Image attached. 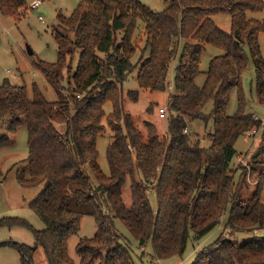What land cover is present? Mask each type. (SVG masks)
<instances>
[{
  "label": "trees",
  "instance_id": "16d2710c",
  "mask_svg": "<svg viewBox=\"0 0 264 264\" xmlns=\"http://www.w3.org/2000/svg\"><path fill=\"white\" fill-rule=\"evenodd\" d=\"M24 8L28 0H0L3 14L18 17ZM250 11H264V0H169L161 11L140 0H80L71 14L60 11L53 29L57 60L36 61L60 98L48 100L36 83L32 98L26 85L9 79L0 85V127L15 133L24 121L27 124L29 170H19L16 176L24 187H40L28 204L45 225L37 229L26 218L1 217L0 228H30L35 244L11 239L0 240V246L17 249L22 264H32L38 247L49 264H76L69 238L80 230L83 216L92 215L97 230L79 239V264H135L131 241L116 228V219L139 248L151 241L158 259L183 255L191 237L199 240L223 219L234 233L264 229V173L246 200L247 173L242 171L236 181L239 167L233 164L237 140L254 127L262 130L254 158L264 164V126L250 112L243 86L251 58L256 94L264 102L259 39L264 18L251 17ZM225 12L231 15L230 30L214 18ZM140 20L143 48L137 33ZM208 45L224 53L210 60L206 80L199 85ZM172 66L174 91L168 99L166 133L147 122L144 135L124 108V83L139 67L136 79L142 89L166 90ZM66 85L67 96L62 94ZM234 90L238 108L229 114ZM129 93L134 99L139 96V90ZM196 120L205 126L213 122L209 147L185 131ZM57 123H66V130ZM108 127L113 137L107 146L109 175L98 162L97 144ZM10 143L7 136L0 137V148ZM3 175L0 167V178ZM128 179L130 205L123 197ZM149 184L155 185L156 206ZM193 264H264V238L241 243L222 234L198 251Z\"/></svg>",
  "mask_w": 264,
  "mask_h": 264
},
{
  "label": "rangeland",
  "instance_id": "374dc122",
  "mask_svg": "<svg viewBox=\"0 0 264 264\" xmlns=\"http://www.w3.org/2000/svg\"><path fill=\"white\" fill-rule=\"evenodd\" d=\"M28 0V8L22 9L18 17L6 15L0 12V85L5 79H9L15 85H26L28 88V95L33 97L34 83L42 90L48 100L55 101L60 98L59 91L50 82L45 73L36 66L38 59L47 61H56L58 57V45L54 37L53 29L58 25L57 15L60 11L65 14H71L77 7L80 0H42V4L37 8H31V2ZM156 11L163 10L168 4L169 0H140ZM28 11L26 16L23 13ZM251 17L259 19L264 18V11L248 12ZM215 20L222 28L230 30L231 15L228 12L219 13L215 15ZM144 23L139 22L137 30L138 36L142 37V48L145 44V37L143 34ZM260 44L264 54V33H261ZM28 45L33 49V53L28 51ZM224 51L214 45H208L207 49L202 54L200 68L202 73L197 78V83L203 85L206 80V72L209 68L210 60ZM141 56L140 50L134 56L133 61L136 63ZM79 55H76L74 61V70H76ZM176 64V62H175ZM138 68L134 69L128 80L124 83V108L128 112L134 124L142 130L144 135L147 134V122L152 123L157 131L161 134L166 133L169 121V110L166 118H161L159 109L162 106H168V99L171 92L174 91V66L171 67L168 81L170 84L168 88L163 91H152L142 89L136 79ZM68 84V83H67ZM243 86L246 93V99L249 101V110L253 115L261 120V125L264 126V102H260L256 94V71L252 59H249V67L247 73L243 76ZM253 88V89H252ZM131 90H139L137 99L133 98L129 92ZM69 89L66 85L62 89V94L69 95ZM238 108L237 93L234 90L231 95V102L228 108L229 114H234ZM109 112L110 106L106 107ZM56 126L61 130H66V123H57ZM188 133L193 132L194 137L199 141L202 147H209L212 140L207 134L213 131V122L210 121L207 126L201 121H192ZM252 130H257L253 136L249 135V131L243 134L236 142L238 154L233 160V164L239 169L235 173V180L237 181L241 172L245 171L248 186L244 188L243 197L248 200L252 197L261 174L264 173V164L254 158V154L258 150L262 130L254 127ZM7 136L10 144L0 148V167L3 170V177L0 178V201L7 202V216H20L26 218L35 228L41 229L45 225L41 218L29 206V201L38 193L40 187H24L17 180V172L19 170H29V162L27 157L29 155L28 146V129L24 121L15 133L7 131L0 127V137ZM112 131L110 127L107 131L98 138L99 157L98 162L103 172L110 174V166L107 159V146L112 141ZM260 158V157H258ZM92 175V173L90 174ZM93 182L98 185V179L93 177ZM130 182L128 179L124 186L123 197L127 205L132 203V196L130 191ZM149 193L151 202L154 206L157 203L155 194V185L149 184ZM21 201V205L15 206L14 201ZM228 217V211L225 218ZM116 228L123 235L125 239L131 241L134 250L135 264H193L196 260L198 251L205 247L211 246L223 234L232 239H237L239 242L250 241L254 239L264 238V229L241 230L235 233L225 225V220L221 221L211 232L204 237L195 241L193 237L190 238L187 249L183 255H175L170 258L158 259L155 256V249L153 243L150 241L144 248L138 247V241L131 234L128 228L116 219ZM14 232L10 228H5L2 231L6 233L7 239L15 240L20 243L34 245L35 238L32 230L28 227H14ZM97 225L95 218L92 215H84L81 220L80 230L71 235L69 238L70 255L75 259L76 264H79V255L77 252V244L81 237H91L95 234ZM13 235L17 237H12ZM4 236V235H3ZM32 264H49L46 253L42 247L36 250Z\"/></svg>",
  "mask_w": 264,
  "mask_h": 264
},
{
  "label": "crops",
  "instance_id": "0c3cea01",
  "mask_svg": "<svg viewBox=\"0 0 264 264\" xmlns=\"http://www.w3.org/2000/svg\"><path fill=\"white\" fill-rule=\"evenodd\" d=\"M15 206L21 205V201H14ZM7 202L2 203L0 201V218L4 217L5 213H7ZM5 228H0V240L7 239L6 233L2 231ZM11 232H14L13 228L10 229ZM4 235V236H3ZM12 237H17L13 235ZM0 264H22L21 255L19 251L13 247L8 246H0Z\"/></svg>",
  "mask_w": 264,
  "mask_h": 264
},
{
  "label": "built area",
  "instance_id": "2783aa9c",
  "mask_svg": "<svg viewBox=\"0 0 264 264\" xmlns=\"http://www.w3.org/2000/svg\"><path fill=\"white\" fill-rule=\"evenodd\" d=\"M42 4V0H33L31 2V8H37ZM159 115L161 118H166L168 115V106H162L159 109ZM257 133V130H250L249 135L253 136V134Z\"/></svg>",
  "mask_w": 264,
  "mask_h": 264
},
{
  "label": "water",
  "instance_id": "95a60500",
  "mask_svg": "<svg viewBox=\"0 0 264 264\" xmlns=\"http://www.w3.org/2000/svg\"><path fill=\"white\" fill-rule=\"evenodd\" d=\"M28 51L30 52V53H33L34 51H33V49L28 45Z\"/></svg>",
  "mask_w": 264,
  "mask_h": 264
}]
</instances>
